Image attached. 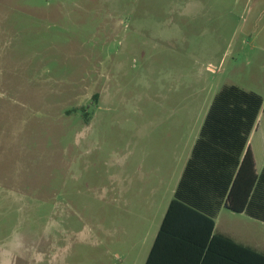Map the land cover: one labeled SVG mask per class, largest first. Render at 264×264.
Wrapping results in <instances>:
<instances>
[{
	"label": "rangeland",
	"instance_id": "rangeland-1",
	"mask_svg": "<svg viewBox=\"0 0 264 264\" xmlns=\"http://www.w3.org/2000/svg\"><path fill=\"white\" fill-rule=\"evenodd\" d=\"M224 85L264 98V0H0V264H145Z\"/></svg>",
	"mask_w": 264,
	"mask_h": 264
},
{
	"label": "trees",
	"instance_id": "trees-1",
	"mask_svg": "<svg viewBox=\"0 0 264 264\" xmlns=\"http://www.w3.org/2000/svg\"><path fill=\"white\" fill-rule=\"evenodd\" d=\"M261 111L264 98L238 86L215 95L145 264H213L215 255L264 264L263 254L214 233L222 208L264 222V167L256 174L248 148Z\"/></svg>",
	"mask_w": 264,
	"mask_h": 264
},
{
	"label": "crops",
	"instance_id": "crops-1",
	"mask_svg": "<svg viewBox=\"0 0 264 264\" xmlns=\"http://www.w3.org/2000/svg\"><path fill=\"white\" fill-rule=\"evenodd\" d=\"M248 148L252 151L253 156H254L255 172H256V174H260L261 171H262V169H263V167H264V112L263 111L260 112V114L258 116V120L256 122V125H255L252 133L249 136V139H248ZM224 212L231 213L233 215H244L247 218H249V219H251L253 221L262 223V224H264V222L254 220V219L250 218L249 216H247L245 214L233 213V212L227 210L226 208H222L220 210V212L218 213L216 219H215V225H214V233L215 234L224 235V236L230 238L231 240H233L235 243H238V244L243 245L245 247L251 248V249L255 250L256 252L261 253V254L264 255V248H262L259 244H257L254 241H251L250 238H242V237L237 236V235L235 236L230 231V228L229 227L224 226V225L221 224L220 217H221V215ZM163 218H164V216H163ZM247 224H248L247 226L249 227L250 226V223L247 222ZM157 233H156V235H157ZM245 233L246 232L244 231V234ZM156 235H155V237H156ZM221 250H223V249H221ZM216 252L217 253H220V251H219L218 248L216 249ZM224 263L229 264L228 262H224V259L222 257H220L219 255H215V257L213 258V264H224Z\"/></svg>",
	"mask_w": 264,
	"mask_h": 264
}]
</instances>
